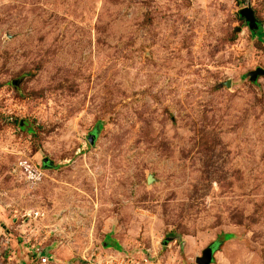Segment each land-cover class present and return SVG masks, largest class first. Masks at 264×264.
<instances>
[{"label":"rangeland","instance_id":"374dc122","mask_svg":"<svg viewBox=\"0 0 264 264\" xmlns=\"http://www.w3.org/2000/svg\"><path fill=\"white\" fill-rule=\"evenodd\" d=\"M258 69L264 0H0V264H264Z\"/></svg>","mask_w":264,"mask_h":264},{"label":"built area","instance_id":"2783aa9c","mask_svg":"<svg viewBox=\"0 0 264 264\" xmlns=\"http://www.w3.org/2000/svg\"><path fill=\"white\" fill-rule=\"evenodd\" d=\"M38 256V264H71L70 261H57L53 260L52 256L45 250H38L36 252ZM72 264H154L150 262L148 258H141L127 252H104L91 258L83 257Z\"/></svg>","mask_w":264,"mask_h":264},{"label":"water","instance_id":"95a60500","mask_svg":"<svg viewBox=\"0 0 264 264\" xmlns=\"http://www.w3.org/2000/svg\"><path fill=\"white\" fill-rule=\"evenodd\" d=\"M241 14L248 20L252 29L257 27L255 14L252 9L245 8L241 11ZM261 74H264V70L258 69L257 71L252 73V76L253 78H256L258 75H261ZM14 84H17V81H15ZM148 181L149 183H151L153 181L152 177H150ZM214 254H215V250L214 248L211 247L205 251L203 257L198 258L197 262L199 264H212L214 260Z\"/></svg>","mask_w":264,"mask_h":264},{"label":"trees","instance_id":"16d2710c","mask_svg":"<svg viewBox=\"0 0 264 264\" xmlns=\"http://www.w3.org/2000/svg\"><path fill=\"white\" fill-rule=\"evenodd\" d=\"M221 240H222V238H221ZM223 241V240H222Z\"/></svg>","mask_w":264,"mask_h":264}]
</instances>
